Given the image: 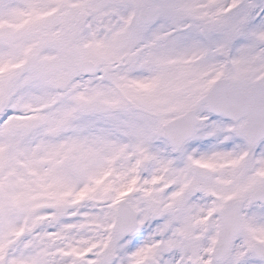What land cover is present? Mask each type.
I'll return each mask as SVG.
<instances>
[{"label":"snow or ice","instance_id":"1","mask_svg":"<svg viewBox=\"0 0 264 264\" xmlns=\"http://www.w3.org/2000/svg\"><path fill=\"white\" fill-rule=\"evenodd\" d=\"M0 264H264V0H0Z\"/></svg>","mask_w":264,"mask_h":264}]
</instances>
